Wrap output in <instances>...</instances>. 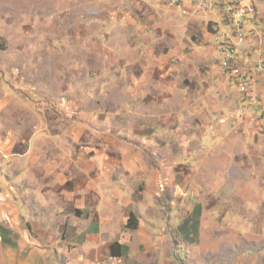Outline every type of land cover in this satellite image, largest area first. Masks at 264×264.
<instances>
[{
  "label": "rangeland",
  "instance_id": "1",
  "mask_svg": "<svg viewBox=\"0 0 264 264\" xmlns=\"http://www.w3.org/2000/svg\"><path fill=\"white\" fill-rule=\"evenodd\" d=\"M251 1L257 10L245 26L247 37L245 34L237 61L252 76L248 93L249 103L254 104L247 108V118L235 125L232 120L239 119L227 120L218 100L227 104L239 98L240 92L218 70L214 30L208 16L183 17L156 0H0V130L5 132V153L9 157L21 154L33 126L43 118L49 119L51 132L78 121L72 112L77 107L82 111L93 108L89 92L109 80L112 70L120 67L124 77L117 80L124 79V86L130 87L138 80L147 83L148 97L139 94L137 101L154 117L144 124L158 131L156 143L174 154L179 168L183 167V151H192L195 167L185 170L188 180L182 184L192 209L187 210L180 202L171 209L167 204L168 190L162 200L165 207L160 204L155 213L162 225L156 222L155 226L178 228L177 231L202 228L201 223L206 228H249L247 235L225 240V246L235 247L229 248L230 252L217 246L218 255L202 248H190V255L184 243H177L180 248L176 243L158 248V243H153L157 238L150 241L143 236L148 246L138 241L130 251L147 264H156L150 260L156 258L161 264H189L188 258H194L196 264H235V258L242 255L247 257L241 264H264V83L259 84L261 77L264 81V0ZM162 56L166 60L162 68L149 66L154 68L150 73L148 61L154 64ZM229 66H237V62H229ZM126 67L129 72L124 70ZM159 83H167L165 94L160 95L163 85ZM256 84L261 87L259 95L254 89ZM155 91L159 100L154 102ZM174 97L185 102L187 97L211 102L196 105L200 114L195 122L185 119L164 124L159 120V104L166 99L169 106ZM59 108L69 113L61 114ZM253 108L256 110L251 119ZM81 123L87 125L76 130V139L84 137L90 128L87 121ZM141 157L147 161L144 153ZM35 160L27 156L13 165V189H41L38 180L43 174ZM145 180V174L139 184L126 178L124 192L143 193ZM25 191L20 189L19 194ZM11 192H7L9 198ZM220 205H229L232 216H219ZM137 207L138 211L143 209L138 204ZM75 213L80 214L77 210ZM133 216L131 228L126 227L127 223L121 227L130 234H136L139 227ZM194 235L196 238L198 230ZM176 236L182 239L178 233Z\"/></svg>",
  "mask_w": 264,
  "mask_h": 264
},
{
  "label": "crops",
  "instance_id": "2",
  "mask_svg": "<svg viewBox=\"0 0 264 264\" xmlns=\"http://www.w3.org/2000/svg\"><path fill=\"white\" fill-rule=\"evenodd\" d=\"M206 16L210 22L216 21L218 17L215 14ZM214 54L217 55L216 51ZM163 58L158 57L154 64L148 61L146 68L150 73L154 68L149 66L162 68L161 65L166 62ZM120 69L112 70L109 80H103L94 91L89 92L90 100H94L93 108L82 111L77 107L72 112L77 115L78 121L52 132L48 118L35 124L33 133L25 140L24 151L14 155L17 157H9L11 155L5 153V132L0 130V264H147L139 260L138 254L130 251V247L136 246L138 241L148 246L142 236L150 241L157 238L153 243H158V248L161 245L167 248L173 247V243H184L190 255V248L209 249L212 255H218L217 246L222 247L225 253L235 249L234 245L225 246V240L247 235L249 228H206L204 223H201L202 228H179L178 231V228L157 226L162 224L155 218V213L160 204L165 207L162 200L168 190L171 192L167 204L171 209L178 202L187 210L192 209L191 200L182 189L184 180H188L185 170L195 167L192 151H183V167L179 168V160L174 154L167 147L163 148L156 143L158 131L145 125V121L154 117L151 118V112L147 113V108L140 107L137 101L139 94L148 97L145 89L147 83L138 80L130 87L124 86V79L121 82L117 80L118 77H124ZM124 70L129 72L130 68ZM261 78L259 84L264 83ZM164 84L167 83H159V86L163 85L160 95L165 94L167 86ZM232 86L237 88L235 84ZM254 89L256 95H259L261 87L256 84ZM157 93H154V102L159 100ZM239 95V98L227 104L222 99L218 100L223 105L220 111L227 120L231 117L239 119L232 120L235 125L247 118L246 110L254 104L249 103L247 95ZM189 98L185 102L174 97L169 106L164 99L159 104L162 109L160 122H182L185 119L195 122L200 114L197 106L211 102L208 99ZM233 105L237 109H232ZM169 108H173V111H169ZM255 110L253 108L251 119H254ZM65 111L69 113V110L59 108V113L66 114ZM81 119L87 121L90 128L85 131L84 137L76 139L73 137L76 130L87 125L81 123ZM57 122L55 118L54 125ZM205 138L209 141L208 137ZM142 153L146 155L147 161L142 159ZM27 156L36 158V166L43 174L38 180L41 189L32 190L23 186L12 188V167ZM144 174L146 185L143 193L135 195L124 192L126 178L139 184L144 181ZM23 188L26 191L19 194ZM10 190L11 198L7 195ZM137 204L143 208L141 211H138ZM146 208L149 210L144 214ZM217 208L218 211H214L221 212L219 216H232L228 213L229 205ZM75 210L80 214H76ZM130 213L138 221L136 234L121 228L126 225ZM156 222L158 224L155 226ZM172 223L174 225L175 218ZM197 230L195 242L194 234ZM177 233L182 236L181 240L177 239ZM177 248H180L179 245ZM251 256L255 258V254L251 253ZM244 257L247 256L235 258V264H241ZM150 260L161 264L158 258ZM191 261L196 264L194 258H188L189 264H192ZM200 263L204 264L203 261Z\"/></svg>",
  "mask_w": 264,
  "mask_h": 264
},
{
  "label": "built area",
  "instance_id": "3",
  "mask_svg": "<svg viewBox=\"0 0 264 264\" xmlns=\"http://www.w3.org/2000/svg\"><path fill=\"white\" fill-rule=\"evenodd\" d=\"M169 11L178 12L183 17H200L218 14L219 19L212 21L213 40L217 53L218 70L230 79L241 94H249L251 77L237 61V54L244 44L245 26L256 14V7L251 0H219L218 6H211L207 0H156ZM237 62V66H229Z\"/></svg>",
  "mask_w": 264,
  "mask_h": 264
},
{
  "label": "trees",
  "instance_id": "4",
  "mask_svg": "<svg viewBox=\"0 0 264 264\" xmlns=\"http://www.w3.org/2000/svg\"><path fill=\"white\" fill-rule=\"evenodd\" d=\"M134 221H135V218H134L133 214L130 213L126 227L131 228V226H133L131 223H134Z\"/></svg>",
  "mask_w": 264,
  "mask_h": 264
},
{
  "label": "bare ground",
  "instance_id": "5",
  "mask_svg": "<svg viewBox=\"0 0 264 264\" xmlns=\"http://www.w3.org/2000/svg\"><path fill=\"white\" fill-rule=\"evenodd\" d=\"M218 3H216L214 0H207L208 3L211 4V6H218L219 0H216ZM244 43H245V34H244Z\"/></svg>",
  "mask_w": 264,
  "mask_h": 264
},
{
  "label": "clouds",
  "instance_id": "6",
  "mask_svg": "<svg viewBox=\"0 0 264 264\" xmlns=\"http://www.w3.org/2000/svg\"><path fill=\"white\" fill-rule=\"evenodd\" d=\"M234 84V83H233ZM241 94V93H240ZM242 95H246V94H242ZM247 96L250 98L251 95L247 94Z\"/></svg>",
  "mask_w": 264,
  "mask_h": 264
}]
</instances>
